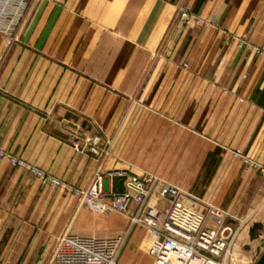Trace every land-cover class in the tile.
Returning a JSON list of instances; mask_svg holds the SVG:
<instances>
[{"label": "crops", "instance_id": "obj_1", "mask_svg": "<svg viewBox=\"0 0 264 264\" xmlns=\"http://www.w3.org/2000/svg\"><path fill=\"white\" fill-rule=\"evenodd\" d=\"M72 2L39 5L21 34L30 43L8 51L0 44V148L86 188L96 162L66 143V130L73 124L84 130L107 100L115 110L128 100L131 113L145 118L135 130L131 124V147L183 149L193 135L200 148L264 155V55L251 50L264 44V0H81L83 37H120L113 51L126 45L132 59L149 55L141 75L130 78L107 76L118 67L112 61L74 62L70 45L52 43L71 33ZM181 10L198 22H181ZM259 180L253 176L245 186ZM120 182L107 178L106 192L120 191ZM84 219L79 199L0 162L1 261L47 264L61 237Z\"/></svg>", "mask_w": 264, "mask_h": 264}, {"label": "rangeland", "instance_id": "obj_2", "mask_svg": "<svg viewBox=\"0 0 264 264\" xmlns=\"http://www.w3.org/2000/svg\"><path fill=\"white\" fill-rule=\"evenodd\" d=\"M46 1L48 0H29L20 19L0 20V44L4 45L5 50L8 51L13 46L22 44L23 29L30 24L35 9ZM62 7L66 6L62 5ZM68 8L67 13L71 15L72 19L71 33L68 35H61L60 33L52 40L54 45L61 42L62 45L72 47L68 59H71V55H73L74 62L81 61L82 58L91 64H109V61H112L110 65L116 64L118 67L115 70L107 69L106 75L109 77L125 76L130 78L141 75L144 59L149 55L146 53L139 55L138 61L132 59L136 54L125 50L128 48L126 45H122L124 52L113 51V45L116 40H121L120 37H83L81 19L83 5L81 0H73ZM179 14L180 21L185 22L181 17L182 10ZM185 24L188 25L186 22ZM23 42L30 43L31 41L27 37ZM109 43L112 44L111 47ZM105 48L106 50H104ZM59 58L61 57L59 56ZM113 87V83L106 86L109 91H113ZM102 107L100 114L86 120L84 130L73 124L69 126L64 135L66 143L75 152L89 155L96 162V169L87 187L93 183L97 176H102L106 181L109 177L120 178L117 174L121 172L140 177H154L174 185L183 193L200 200L199 202L195 201L196 204L188 202L195 209L202 210L206 205H213L227 213V222L232 226L234 234L236 232V237L230 244L231 256L227 258L225 264H255L264 252V155H261L259 150H256L255 154L249 155L244 150L224 151L200 148V143L194 140L193 135H186L185 142L188 147L183 149L131 147V124H134L133 130H135L136 120L140 123L141 120L145 119L141 116V112L136 114L134 110L131 113L128 100H122L121 105L116 110L113 100H107ZM159 136L160 133L150 135L149 141H156ZM0 151L25 162L31 168L58 181L62 186L53 188L43 185L32 171L14 167L7 160H3L11 167L27 171L35 176L43 187L61 190L73 197L76 196L65 187L75 190L85 189L51 176L2 148ZM207 152L208 155L205 156ZM217 176L220 179H216ZM253 176L258 180L260 178V180L257 181L258 183L254 188H252L254 181L247 188L245 184ZM120 179L123 187L124 181L122 178ZM242 192H246V194L238 195ZM188 200L190 199L188 198ZM80 204L82 205L81 202ZM82 209L85 219L79 220V223L75 224L72 234L100 237L122 236L124 244L120 252L121 256L119 255L120 260L118 258L119 264H154L149 255V243L154 236L150 229L145 227L131 228L130 216L127 214L92 212L83 205ZM95 215L103 217H94ZM87 220L91 222L89 223ZM94 223L98 224L94 225ZM219 262L222 264L223 260Z\"/></svg>", "mask_w": 264, "mask_h": 264}, {"label": "built area", "instance_id": "obj_3", "mask_svg": "<svg viewBox=\"0 0 264 264\" xmlns=\"http://www.w3.org/2000/svg\"><path fill=\"white\" fill-rule=\"evenodd\" d=\"M28 1L0 0V20L20 19ZM181 17L188 24L197 21L186 10H182ZM251 50L264 55V44L253 46ZM184 67L187 68V64ZM3 160L14 167L32 171L43 185L62 187L58 181L0 151V161ZM117 176L124 181L122 190L109 194L105 190L102 176H97L85 189L75 190L62 185L90 211L127 214L130 216L131 228L150 229L155 236L149 245V255L154 264H221L220 260L224 262L231 256L230 244L236 232L234 234L232 226L227 222L225 210L213 205L197 210L188 202L196 204L199 199L154 177L123 172ZM123 244L122 236L67 234L59 240L48 264H119ZM0 264L6 263L0 260Z\"/></svg>", "mask_w": 264, "mask_h": 264}, {"label": "water", "instance_id": "obj_4", "mask_svg": "<svg viewBox=\"0 0 264 264\" xmlns=\"http://www.w3.org/2000/svg\"><path fill=\"white\" fill-rule=\"evenodd\" d=\"M121 186H122V182H120V187H119L120 191L122 190ZM255 264H264V252Z\"/></svg>", "mask_w": 264, "mask_h": 264}, {"label": "bare ground", "instance_id": "obj_5", "mask_svg": "<svg viewBox=\"0 0 264 264\" xmlns=\"http://www.w3.org/2000/svg\"><path fill=\"white\" fill-rule=\"evenodd\" d=\"M94 217H103V216H101V215H95ZM94 224L97 225L98 223H94ZM154 237H155V236H153V239H154ZM226 261H227V260H224L223 264H225ZM120 264H121V263H120Z\"/></svg>", "mask_w": 264, "mask_h": 264}]
</instances>
